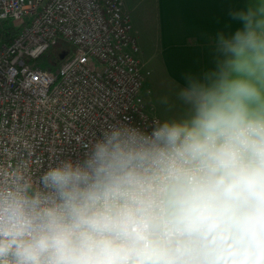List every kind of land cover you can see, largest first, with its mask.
I'll return each instance as SVG.
<instances>
[{"label": "clouds", "instance_id": "9594fccd", "mask_svg": "<svg viewBox=\"0 0 264 264\" xmlns=\"http://www.w3.org/2000/svg\"><path fill=\"white\" fill-rule=\"evenodd\" d=\"M230 16L185 118L107 124L39 174L29 139L3 149L0 264H264V0Z\"/></svg>", "mask_w": 264, "mask_h": 264}, {"label": "built area", "instance_id": "2783aa9c", "mask_svg": "<svg viewBox=\"0 0 264 264\" xmlns=\"http://www.w3.org/2000/svg\"><path fill=\"white\" fill-rule=\"evenodd\" d=\"M5 14L0 153L15 150L14 138L29 139L39 174L57 159H80L107 124L150 133L160 121L145 106L149 73L124 0H0ZM66 44L74 48L67 60ZM38 45L44 51L33 58L29 52Z\"/></svg>", "mask_w": 264, "mask_h": 264}, {"label": "crops", "instance_id": "0c3cea01", "mask_svg": "<svg viewBox=\"0 0 264 264\" xmlns=\"http://www.w3.org/2000/svg\"><path fill=\"white\" fill-rule=\"evenodd\" d=\"M134 3L141 4L135 11L142 21L134 25L131 19V24L137 33L139 49L147 55L150 76L159 88H170L175 99L180 100L178 93L187 87V75L202 79L205 72L215 70L216 37L219 33L231 37L242 28V23L233 20L230 13L246 9L248 0H136ZM157 118L164 121L159 114Z\"/></svg>", "mask_w": 264, "mask_h": 264}, {"label": "rangeland", "instance_id": "374dc122", "mask_svg": "<svg viewBox=\"0 0 264 264\" xmlns=\"http://www.w3.org/2000/svg\"><path fill=\"white\" fill-rule=\"evenodd\" d=\"M135 1L136 0H126L127 4H125V6L127 5V8H125V10L129 12L130 18L132 19V23L134 25H136L137 23L139 24L141 20L139 16H137V13L135 11L138 7L141 6V4L134 3ZM147 5L148 4L146 3V6ZM65 49L68 51V55L64 59L67 60L72 55L74 48L73 46L66 44ZM140 51L142 63L145 65V70L149 73V76L145 80L143 93L146 109L156 117H158L159 114L164 121L181 120L185 118L187 106L181 100L175 99V92L173 90L168 87H164V89H161L159 88V84L152 80V77L150 76L151 67L147 60V55L144 51H142V48H140ZM53 53L54 51L48 52L45 55L46 57H43L42 61L46 60ZM47 69L52 70L51 67H47ZM156 110L158 114H156Z\"/></svg>", "mask_w": 264, "mask_h": 264}]
</instances>
